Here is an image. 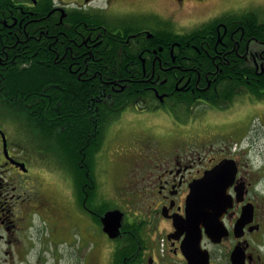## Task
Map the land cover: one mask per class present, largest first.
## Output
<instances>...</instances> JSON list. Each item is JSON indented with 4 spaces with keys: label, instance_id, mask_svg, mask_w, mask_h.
I'll use <instances>...</instances> for the list:
<instances>
[{
    "label": "flooded vegetation",
    "instance_id": "flooded-vegetation-1",
    "mask_svg": "<svg viewBox=\"0 0 264 264\" xmlns=\"http://www.w3.org/2000/svg\"><path fill=\"white\" fill-rule=\"evenodd\" d=\"M149 2L0 0V85L4 72L19 70L22 46L42 39L48 73L54 55L64 70L99 84L73 105L59 98L87 135L76 145L41 138L33 126L41 112L10 111L38 137L27 147L17 126H4L7 112L0 114V264H264V40L248 34L240 16H224L254 11L256 1L163 0L166 12ZM69 9L79 14L74 31ZM39 12L44 16L35 17ZM165 20L173 27L216 23L210 33L181 41L164 34ZM102 69L140 79L95 80L91 74ZM50 88L47 80V109ZM149 110L177 124L157 133L139 119ZM237 124L245 133L235 139L229 133ZM224 160L231 179L221 186L223 234L212 238L201 225L200 240L188 241L177 222L187 219L192 185ZM102 164L121 168L114 188L92 175ZM129 197L140 202L138 211H126ZM102 201L107 210L100 211ZM114 210L124 214L119 230ZM110 212L111 236L103 222Z\"/></svg>",
    "mask_w": 264,
    "mask_h": 264
},
{
    "label": "trees",
    "instance_id": "trees-1",
    "mask_svg": "<svg viewBox=\"0 0 264 264\" xmlns=\"http://www.w3.org/2000/svg\"><path fill=\"white\" fill-rule=\"evenodd\" d=\"M78 15L77 9L68 10V18H71L70 22L73 24L70 31L75 30L74 25H76ZM230 15H233L234 17L240 16V18H242V26L247 33L255 34L259 36L261 40H264V19H261L260 17L262 15L261 11H240L237 13L235 11H228L224 16L226 17ZM43 16L44 14L42 12L35 14V17ZM84 19L89 21L85 17ZM215 23L216 21L204 22L195 29L182 34L177 33L173 24L165 20L163 24L166 27V29H164L166 33L164 34L181 41H191L192 39L199 38L205 32L210 33L213 31L212 27ZM167 28H169V30ZM43 41V39L39 42L35 40L34 44L31 46H22L19 51V70L3 73V78L1 80L2 84L0 85V96L3 97L4 103L1 105L12 112L31 113L34 110L41 112V117H37L35 121H33V126L39 129L41 138H44L46 142L49 140L52 144H55L58 147H60L62 140L65 138L68 139L69 144L76 145L77 142L85 140L87 135H84V132L81 131L82 128L75 127L78 125V120L73 116V109L68 110V112H70L68 115L65 114L64 108L67 103L65 104V101H60L59 98L68 96V102L70 101L73 105L75 104L74 98H78V95L80 94L86 95L91 94V92L94 93L99 84H96L93 79L89 82H84L83 80H80L77 75L70 73L67 69L64 70L62 67L54 63V55L52 56L50 73H48L43 67L44 57L48 50L47 47L44 46ZM105 43L108 44V40H106ZM148 44L153 47H159L157 41L154 40H148ZM54 47L55 46H53L52 52L54 51ZM119 49L120 44L119 41H117L115 45L116 54L119 52ZM101 51L108 52V46L103 45ZM32 54H38L37 56H40V58L34 56L32 58ZM110 59L111 54L104 59V62L110 65ZM93 74H97L95 77V80L97 81L107 79L123 81L126 77L128 80L140 79V77L137 76H130L131 74H134V72H131L129 75L125 71L111 72V69H102L91 75ZM47 80L51 86V100L48 109L44 106V88ZM124 82H127V80ZM71 104L68 103V105ZM64 125L67 126L68 129L62 132L60 130L64 128ZM101 150L102 146L100 145L98 149L94 151V154H99ZM74 152L77 153L76 150H74ZM69 154L73 155V152H69ZM93 174H95L94 168L92 169V175ZM84 175L85 174H83V176ZM100 206V211H103L104 209L107 210L106 202L102 201Z\"/></svg>",
    "mask_w": 264,
    "mask_h": 264
},
{
    "label": "water",
    "instance_id": "water-1",
    "mask_svg": "<svg viewBox=\"0 0 264 264\" xmlns=\"http://www.w3.org/2000/svg\"><path fill=\"white\" fill-rule=\"evenodd\" d=\"M230 168L228 160L220 162L211 172L197 180L192 185L191 194L187 198V219L177 222L179 232L187 231V240L194 241L201 238V225L206 226L207 233L212 238H220L223 234L221 216L223 214L224 195L221 186L230 182L231 177L225 174ZM116 211V212H115ZM113 215L118 216L115 230H119L123 220V213L114 210ZM111 212L103 219L104 229L111 236Z\"/></svg>",
    "mask_w": 264,
    "mask_h": 264
},
{
    "label": "rangeland",
    "instance_id": "rangeland-1",
    "mask_svg": "<svg viewBox=\"0 0 264 264\" xmlns=\"http://www.w3.org/2000/svg\"><path fill=\"white\" fill-rule=\"evenodd\" d=\"M150 1L149 3L151 5H155L158 6L162 11L167 10V7L165 6L163 0H147ZM257 5H261V6H256V4L254 2H252L253 5H255L254 9L255 10H259L261 11L262 15L261 17L264 19V6L262 3H264V0H255ZM186 13L182 14V18H187L188 16H186ZM189 18V17H188ZM198 25V24H197ZM194 23H190V22H181V23H176L174 24L175 30L179 31V32H183V31H188L189 28H184V27H194L197 26ZM3 112L6 113L5 115H7L8 117L4 120V126L6 128L9 129V132L13 131L14 127H18L21 134L20 137L22 140H24L23 142L25 143V145L28 147L30 140H32L33 142H35V140H38V137L32 133H28L27 131V123L26 121L23 122V120H17L16 116L12 113H10L9 110H7L5 107H3L2 105H0V114ZM12 112V111H11ZM145 115L140 117L139 119L144 122V121H149L152 124V128L154 130H156L157 133L163 134L165 130L169 129L170 127L167 125L168 122H173L176 123L177 122L175 120L172 119V116H170L168 113H165L162 116L156 115L159 113H154L153 111L149 110L148 112L144 113ZM133 122L137 125L138 119L134 118ZM138 126V125H137ZM245 133V130L240 127V125H235L233 127V130L230 131L229 134L233 135V138H238V137H242ZM96 171V175L99 179L100 182L104 183L107 180H111L110 184H111V188H114V181L117 179L119 180L120 178L118 177L122 172L121 168H119L118 166L115 167H108V165L106 164H102L101 166L97 167L95 169ZM111 173V175H110ZM111 176V177H110ZM58 180L61 182V176L59 174H57ZM116 178V179H114ZM101 190V189H100ZM114 191L113 193V200L114 202L117 203H121V199H120V195H119V190H112ZM126 206V211H138L139 210V206H140V202L135 199L134 197H129L128 201L126 203H122ZM100 231L98 233L99 239L102 241L104 240V234L102 232V229L99 227ZM87 237L86 235H84V245L86 247L90 246V243H87Z\"/></svg>",
    "mask_w": 264,
    "mask_h": 264
}]
</instances>
